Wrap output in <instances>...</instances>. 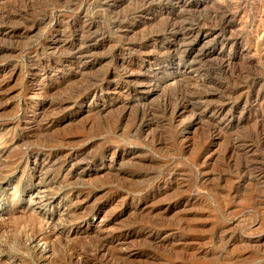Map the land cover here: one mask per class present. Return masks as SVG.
<instances>
[{
  "label": "rangeland",
  "instance_id": "1",
  "mask_svg": "<svg viewBox=\"0 0 264 264\" xmlns=\"http://www.w3.org/2000/svg\"><path fill=\"white\" fill-rule=\"evenodd\" d=\"M0 15V264H264V0Z\"/></svg>",
  "mask_w": 264,
  "mask_h": 264
},
{
  "label": "bare ground",
  "instance_id": "2",
  "mask_svg": "<svg viewBox=\"0 0 264 264\" xmlns=\"http://www.w3.org/2000/svg\"><path fill=\"white\" fill-rule=\"evenodd\" d=\"M249 10V9H248ZM261 10V9H260ZM241 14V13H240ZM260 14V13H259ZM1 16V15H0ZM244 17V16H243ZM241 19H244V18H242L241 17ZM130 20V19H129ZM256 21V20H255ZM261 28V27H260ZM262 29V28H261ZM254 30H252L251 32H253ZM256 31V30H255ZM262 31V30H261ZM62 32V31H61ZM260 32V31H259ZM11 33V32H10ZM257 33H258V31H257ZM57 34V33H56ZM254 34H255V32H254ZM62 35V34H61ZM255 35H257V34H255ZM254 35V36H255ZM60 37V36H59ZM251 37V36H250ZM259 37H260V39L262 40V42H264V33H260L259 34ZM251 39V38H250ZM254 41V40H253ZM57 45V44H56ZM54 46V45H53ZM52 46V47H53ZM78 46V45H77ZM55 48V47H54ZM45 49V48H44ZM47 49V48H46ZM41 50V49H40ZM50 50H51V48H50ZM56 50V49H55ZM69 50V49H68ZM130 50V49H129ZM157 50V49H156ZM52 51H53V48H52ZM56 51H58V50H56ZM55 51V52H56ZM66 51V50H65ZM125 51H127V50H125ZM158 51V50H157ZM163 50H161V52H162ZM250 51V50H249ZM41 52V51H40ZM59 52V51H58ZM83 52V51H82ZM137 52V51H136ZM158 52H160V51H158ZM61 54V53H60ZM80 54V53H79ZM83 54H85V53H83ZM117 54V53H116ZM59 55V54H58ZM86 55V54H85ZM70 57V56H69ZM86 57V56H85ZM124 57V56H123ZM134 57V56H133ZM146 58H148V57H146ZM145 59V58H144ZM153 59V58H152ZM82 60H83V58H82ZM130 60H131V57H130ZM137 60V59H136ZM66 61V60H65ZM80 61V60H79ZM85 61V60H84ZM113 61V60H112ZM35 62V61H34ZM138 62V61H137ZM146 62V61H145ZM69 63V62H68ZM45 64V63H44ZM125 64V63H124ZM145 64V63H144ZM157 64V63H156ZM34 65V64H33ZM47 65V64H46ZM159 65V64H158ZM153 66V65H152ZM45 67V66H44ZM122 67V70L124 71V72H126L127 73V71H129L130 70V67L129 66H127V65H122L121 66ZM137 68V67H136ZM133 69H134V67H133ZM132 69V70H133ZM60 70V69H59ZM62 70V69H61ZM41 71V70H40ZM44 72V71H43ZM118 72H120V71H118ZM42 73V72H41ZM108 73V72H107ZM113 73V72H112ZM33 74H36V76H35V79L33 80L35 83H36V81H41L42 82V80H40V78H39V76L41 75L40 73H34L33 72ZM43 74V73H42ZM46 76H47V74H46ZM113 76V75H112ZM118 79V78H117ZM127 79V78H126ZM130 79V78H129ZM141 80V79H140ZM147 80V79H146ZM6 81V80H5ZM131 81V80H130ZM132 81H134V80H132ZM138 81H139V79H138ZM138 81H134L133 83H135V82H138ZM142 81V80H141ZM66 82V81H65ZM147 82V81H146ZM178 82V81H177ZM145 83V82H144ZM184 83V82H183ZM140 84V83H139ZM147 84H148V82H147ZM184 84H186V83H184ZM126 85V84H125ZM176 85V84H175ZM0 86H1V84H0ZM62 86V85H61ZM185 86V85H184ZM186 86H188V85H186ZM173 88H175V87H173ZM56 89V88H55ZM128 89V88H127ZM130 90V89H129ZM51 91V90H50ZM131 92V91H130ZM52 93V92H51ZM134 93V92H133ZM32 94V93H31ZM38 94V93H37ZM50 94V93H49ZM34 95V94H33ZM41 95V94H40ZM39 95V97H41ZM46 95V94H45ZM51 95V94H50ZM76 95V94H75ZM124 95V94H123ZM132 95V94H131ZM43 96V95H42ZM74 96V95H73ZM105 96V95H104ZM48 97H49V95H48ZM125 97V96H124ZM61 99V98H60ZM64 99V98H63ZM42 100V99H41ZM110 101V100H109ZM189 102V101H188ZM60 103V102H59ZM109 103V102H108ZM119 103V102H118ZM121 104H122V101L120 102ZM180 104V103H179ZM63 105V104H62ZM127 105V104H126ZM183 105V104H182ZM60 106V105H59ZM187 106V105H186ZM50 107H52V106H50ZM125 107V106H124ZM173 107V106H172ZM187 107H189V106H187ZM44 108V107H43ZM64 108V107H63ZM171 108V107H170ZM169 108V109H170ZM54 109V108H53ZM177 111H179L180 112V107H178L177 106ZM185 109V108H184ZM168 110V109H167ZM152 111V110H151ZM170 111V110H169ZM171 111H172V108H171ZM194 111V110H193ZM54 112V111H53ZM173 112V111H172ZM218 112V111H217ZM191 113V112H190ZM221 113H223V112H221ZM226 113V112H225ZM35 114V113H34ZM170 114V113H169ZM168 114V115H169ZM177 114V113H176ZM184 114H186V113H184ZM188 114V113H187ZM192 114V113H191ZM217 114V113H216ZM143 115V114H142ZM147 115V114H146ZM152 115V114H151ZM223 115H225V114H223ZM219 116V115H218ZM30 117H32V116H26V118H30ZM46 117V116H45ZM147 117H148V115H147ZM150 117V116H149ZM170 117V116H169ZM182 117V116H181ZM180 117V118H181ZM183 117H184V115H183ZM177 118V117H176ZM32 119V118H31ZM31 119H29V120H31ZM36 119V118H35ZM174 119V118H173ZM38 120V119H37ZM44 120V119H43ZM178 120V119H177ZM33 121V120H32ZM39 121V120H38ZM41 121V120H40ZM180 121V120H179ZM71 122V121H70ZM215 122V121H214ZM214 122H212V123H214ZM36 123V122H35ZM47 123V122H46ZM52 123V122H51ZM176 125V124H175ZM211 125V124H210ZM215 126V125H214ZM156 127V126H155ZM208 127V126H207ZM211 129H212V127H210ZM146 130V129H145ZM206 130H208V129H206ZM210 130V129H209ZM208 130V131H209ZM220 130V129H219ZM218 130V131H219ZM44 132V131H43ZM143 132H145V131H143ZM148 132V131H147ZM163 132V131H162ZM158 133V132H157ZM220 133V132H219ZM142 134V133H141ZM144 134V133H143ZM156 134V133H155ZM218 134V133H217ZM216 134V135H217ZM148 135V134H147ZM183 135V134H182ZM211 135V134H210ZM222 135V134H221ZM142 136V135H141ZM209 136V135H208ZM145 137V136H144ZM180 137V136H179ZM151 138V137H150ZM204 139V138H203ZM157 140V139H156ZM155 140V141H156ZM207 140H211L210 139V137L207 139ZM215 141V140H214ZM218 141V140H217ZM186 150V149H185ZM205 152V151H204ZM85 153V152H84ZM207 154V153H206ZM82 157V156H81ZM88 157V156H87ZM120 158V157H119ZM90 159V158H89ZM121 159V158H120ZM88 160V159H87ZM86 160V161H87ZM109 161V160H108ZM119 163V162H118ZM72 164V163H71ZM121 164H123V163H121ZM100 165V164H99ZM69 166V165H68ZM37 169V168H36ZM104 171V170H103ZM102 171V172H103ZM108 171V170H107ZM100 175V174H99ZM94 177H96V176H94ZM123 197V196H122ZM72 213V212H71ZM150 215V214H149ZM158 216V215H157ZM162 216V215H161ZM150 217V216H149ZM152 217V216H151ZM154 218V217H153ZM76 219V218H75ZM156 220V219H155ZM26 221L28 222V223H30V224H33L34 223V221H35V219H34V216H31V214L30 215H28L27 217H26ZM158 221V220H157ZM148 222V221H147ZM152 223H153V221H151ZM150 222V223H151ZM157 223V222H156ZM159 223V222H158ZM144 227V226H143ZM151 229V228H150ZM175 230V229H174ZM147 233V232H146ZM149 233V232H148ZM120 234V233H119ZM130 234V233H129ZM125 236V235H124ZM78 237V236H77ZM100 237V236H99ZM99 237H96L95 238V240L97 241V238H99ZM108 237V236H107ZM144 237V236H143ZM16 237L12 234L10 237H8V239L7 240H5V242H6V244H8V245H10L12 248H15V239ZM101 238V237H100ZM99 238V239H100ZM125 238V237H124ZM114 239V238H113ZM120 241V240H119ZM149 242V241H148ZM66 243V242H65ZM107 242H106V240H102L101 241V243L98 245V246H96L97 248V251H101V253L104 251H106L107 252V254H109V255H113V250L112 249H110V248H108L107 247V244H106ZM95 245V244H94ZM117 245H118V243H117ZM112 246V245H111ZM167 246V245H166ZM91 247V246H90ZM93 248H94V246H93ZM117 248H120V247H117ZM92 249V248H91ZM121 249V248H120ZM171 249V248H170ZM88 250V249H87ZM94 251H95V248L93 249ZM69 251V250H68ZM90 251V250H89ZM91 252H93V251H90V254H92ZM103 252V253H104ZM53 253V252H52ZM84 253V252H83ZM79 254V253H78ZM95 254V253H94ZM94 254H93V256H94ZM97 254V253H96ZM95 254V255H96ZM105 254V253H104ZM121 254H123L122 252H121ZM51 255V254H50ZM103 255V254H102ZM44 256V255H43ZM91 256V255H90ZM96 256H98V255H96ZM96 256H95V258H96ZM100 256H101V254H100ZM106 256V255H105ZM124 257V256H123ZM87 258H89V257H87ZM107 259H108V257H106ZM109 258H110V256H109ZM112 258V257H111ZM114 258H117V257H115L114 256ZM113 258V259H114ZM118 258H119V256H118ZM53 259V258H52ZM54 260V259H53ZM72 260V259H71ZM88 260V259H87ZM93 260V259H92ZM60 261V260H59ZM78 261H79V259H78ZM81 261V260H80ZM102 261H104V260H102ZM106 261V260H105ZM97 262H99V261H97ZM108 262H109V260H108ZM82 263V262H81ZM83 263H85V260H84V262ZM90 263V262H89ZM110 263V262H109ZM113 263H115L114 261H113ZM111 264V263H110Z\"/></svg>",
  "mask_w": 264,
  "mask_h": 264
}]
</instances>
